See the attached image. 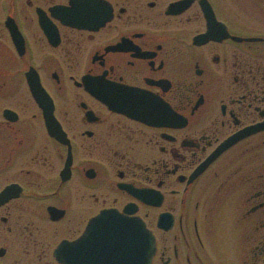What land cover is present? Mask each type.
I'll return each instance as SVG.
<instances>
[{
  "label": "flooded vegetation",
  "instance_id": "flooded-vegetation-1",
  "mask_svg": "<svg viewBox=\"0 0 264 264\" xmlns=\"http://www.w3.org/2000/svg\"><path fill=\"white\" fill-rule=\"evenodd\" d=\"M260 124L264 0H0V264H264Z\"/></svg>",
  "mask_w": 264,
  "mask_h": 264
},
{
  "label": "water",
  "instance_id": "water-1",
  "mask_svg": "<svg viewBox=\"0 0 264 264\" xmlns=\"http://www.w3.org/2000/svg\"><path fill=\"white\" fill-rule=\"evenodd\" d=\"M95 95H98V97H105V95H102L100 92H93ZM107 99V98H106ZM108 99L111 101V99L108 97ZM115 102V101H114ZM46 118L48 123L50 124V121L53 117L51 110H48L46 112ZM264 129V124L253 126L252 128L248 129L246 133H241L229 141L222 147L221 149H225L229 147L230 145H233L238 140L242 139L245 135H250L257 133ZM219 153H217L213 158L217 157ZM138 229V230H137ZM132 237V236H131ZM134 251H136L137 254H139V257H136L134 261L130 260L129 263L126 264H149V258L148 255L150 254V251L153 252L154 247V241L153 238L150 236V234L145 229V226L140 223L138 228L136 227L135 235H134ZM130 245H132V242H130ZM68 245L64 244L61 246V252L68 254ZM133 247L130 251H132ZM68 259V258H66Z\"/></svg>",
  "mask_w": 264,
  "mask_h": 264
}]
</instances>
